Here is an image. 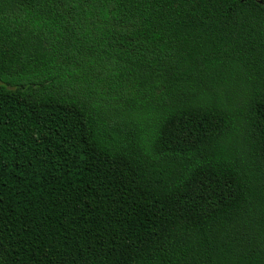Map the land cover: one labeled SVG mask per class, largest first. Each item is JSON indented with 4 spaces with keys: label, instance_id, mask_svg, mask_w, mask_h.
<instances>
[{
    "label": "trees",
    "instance_id": "trees-1",
    "mask_svg": "<svg viewBox=\"0 0 264 264\" xmlns=\"http://www.w3.org/2000/svg\"><path fill=\"white\" fill-rule=\"evenodd\" d=\"M0 264H264V0H0Z\"/></svg>",
    "mask_w": 264,
    "mask_h": 264
}]
</instances>
